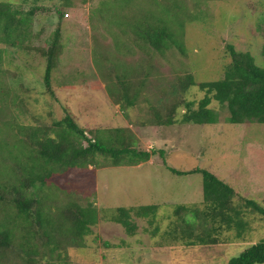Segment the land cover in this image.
<instances>
[{"label":"rangeland","instance_id":"rangeland-1","mask_svg":"<svg viewBox=\"0 0 264 264\" xmlns=\"http://www.w3.org/2000/svg\"><path fill=\"white\" fill-rule=\"evenodd\" d=\"M1 1L13 3L23 12L35 6L30 0ZM113 2L72 0V5L64 6L59 0H45L38 5L48 9L37 11L32 21L28 43L33 49H15L0 42V120L13 114L18 126H50L68 109L89 138L98 129L126 128L138 138L140 149L155 152L148 162L137 166H109L94 172L79 169L55 179L59 191L43 202L51 215L56 216L73 198L84 207H95L97 220L83 237L82 246L69 245L70 241L57 246L55 239H64L61 232L54 234L49 245L32 241L39 251L37 264H227L231 257L264 239V219L248 212L242 238L234 229L223 230L218 241L207 245L170 243L161 235L168 236L170 223L177 219L173 213L178 204L200 206L203 179L200 173H173L166 164L180 171L207 169L235 189V203L251 198L264 205V124L228 122V111L215 100L209 107L219 115L216 123L160 126L155 118L159 113L165 118L179 76L193 74L197 82L223 76V66L230 61L225 53L227 44L249 52L257 64L264 65V0H183V51L172 44L164 54L143 48L131 31L125 34L109 28L107 10L118 6ZM57 10L64 14L61 23ZM59 23L63 48L51 75L52 95L43 82L46 60L35 48L49 46ZM102 51L109 52L119 69L150 71L138 103L128 110L109 96L107 79L99 71L100 61L106 63L99 59ZM7 90L18 98L16 104L7 95L1 99ZM204 95L198 86L186 93L195 108ZM184 110L179 108L176 119ZM15 132L0 133V139L14 141ZM3 164L13 166L7 150L0 154V171ZM150 204L160 205L155 222L159 233L153 234V226L135 218L138 228L131 235L109 218L117 207ZM237 204L244 207L243 202ZM20 235L18 230L16 243L22 240ZM4 261L0 264L18 263Z\"/></svg>","mask_w":264,"mask_h":264},{"label":"trees","instance_id":"trees-1","mask_svg":"<svg viewBox=\"0 0 264 264\" xmlns=\"http://www.w3.org/2000/svg\"><path fill=\"white\" fill-rule=\"evenodd\" d=\"M30 1L34 8L23 12L13 3L0 0V42L15 49H33L28 43L33 18L37 11L48 8L38 5L45 0ZM59 1L64 6L72 5V0ZM113 3L118 6L107 10L109 28L115 27L125 34L131 31L136 43H141L143 48L152 52L164 54L172 44L183 51L180 41L186 26V20L181 17L184 13L183 0H114ZM57 12L61 23L64 14L60 10ZM60 23L49 46L35 48L46 60L43 82L52 95L51 75L63 48ZM225 53L230 61L224 64L223 76L219 79L197 82L193 74L177 78L170 95L174 97V102L165 118L160 113L156 115L157 124L216 123L219 115L209 107L213 100L228 111V122L264 124V65L257 64L249 52L236 50L233 44L226 45ZM99 57L106 62L100 61L99 71L107 79L106 88L114 104L124 111L135 106L150 71L129 67L119 69L120 66L106 51L99 52ZM2 61L0 55V63ZM192 86H198L205 92L197 108L194 107L195 102L186 97ZM5 95L11 97L13 105L17 103L18 98L10 90L1 94V99ZM19 104L23 105V102L20 100ZM180 107L185 110L180 119H176ZM65 111V116L50 126H18V118L13 114L9 118L6 115L5 121L0 120V133L16 129L14 141L0 139V154L7 150V156L13 163L10 167L3 164V171H0V261L37 264L39 251L33 247L32 241L39 240L41 244L49 245L54 234L59 232L64 239H55L57 246H65L68 241L71 242L69 245L82 246L83 237L97 220V209L91 205L84 207L71 198L56 216L51 215L43 202L46 197L50 198V194L55 197L59 191L55 179L79 169L94 172L109 166H137L155 155L153 151L140 149L138 138L126 128L98 129L94 137L89 138L75 122L72 113L68 109ZM162 154L164 152L160 151L161 157ZM166 166L178 175L200 173L203 179L200 206L178 204L173 213L177 219L170 223L168 236L161 235L170 243L181 242V245L191 247L207 245L218 241L217 235L223 230L234 229L237 237L242 238L247 224L244 217L248 212L264 219V205L251 198H242L235 203V189L207 169L180 171ZM242 202L244 207L238 206L237 203ZM159 207L158 204L117 207L110 211L109 218L123 225L131 235L138 228L135 218L144 219L153 226V234L159 233L160 228L155 225ZM18 230L22 240L16 243ZM227 264H264V239L231 257Z\"/></svg>","mask_w":264,"mask_h":264},{"label":"built area","instance_id":"built-area-1","mask_svg":"<svg viewBox=\"0 0 264 264\" xmlns=\"http://www.w3.org/2000/svg\"><path fill=\"white\" fill-rule=\"evenodd\" d=\"M66 16H67V14H66Z\"/></svg>","mask_w":264,"mask_h":264}]
</instances>
